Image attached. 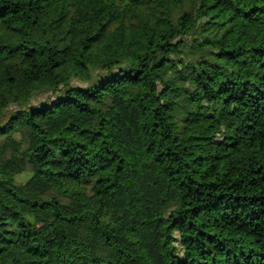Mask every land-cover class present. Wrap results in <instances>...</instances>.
<instances>
[{
    "label": "trees",
    "instance_id": "16d2710c",
    "mask_svg": "<svg viewBox=\"0 0 264 264\" xmlns=\"http://www.w3.org/2000/svg\"><path fill=\"white\" fill-rule=\"evenodd\" d=\"M0 264H264V0H0Z\"/></svg>",
    "mask_w": 264,
    "mask_h": 264
},
{
    "label": "rangeland",
    "instance_id": "374dc122",
    "mask_svg": "<svg viewBox=\"0 0 264 264\" xmlns=\"http://www.w3.org/2000/svg\"><path fill=\"white\" fill-rule=\"evenodd\" d=\"M39 233H40L41 235H47V234H48V232H47V228H46L45 226L42 225L41 228H40Z\"/></svg>",
    "mask_w": 264,
    "mask_h": 264
}]
</instances>
